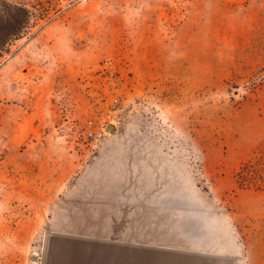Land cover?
Masks as SVG:
<instances>
[{
    "label": "rangeland",
    "instance_id": "374dc122",
    "mask_svg": "<svg viewBox=\"0 0 264 264\" xmlns=\"http://www.w3.org/2000/svg\"><path fill=\"white\" fill-rule=\"evenodd\" d=\"M263 66L264 0H0V264L164 225L200 262L264 264V190L234 176Z\"/></svg>",
    "mask_w": 264,
    "mask_h": 264
},
{
    "label": "crops",
    "instance_id": "0c3cea01",
    "mask_svg": "<svg viewBox=\"0 0 264 264\" xmlns=\"http://www.w3.org/2000/svg\"><path fill=\"white\" fill-rule=\"evenodd\" d=\"M152 219V218H150ZM169 220H161V222L166 223ZM149 222H155L149 220ZM150 229L158 230L161 237L149 238V241H145V244L138 246L136 248L135 242L125 241V240H112L103 239L101 244L95 245L98 242H91L85 246V251H92L91 258H79L78 261L72 262L71 264H222L219 262L204 263L200 262L201 258L198 256L202 252L200 247L204 243L198 241V239L187 240L186 247L182 250L175 247L166 234L168 227L166 225L159 227H149ZM100 249L102 255L100 256L96 251ZM187 251H192L190 256ZM80 253L81 252H77ZM185 254V255H184ZM106 255V256H104ZM192 255V256H191ZM190 257V258H189Z\"/></svg>",
    "mask_w": 264,
    "mask_h": 264
},
{
    "label": "trees",
    "instance_id": "16d2710c",
    "mask_svg": "<svg viewBox=\"0 0 264 264\" xmlns=\"http://www.w3.org/2000/svg\"><path fill=\"white\" fill-rule=\"evenodd\" d=\"M249 89H264V66L249 81ZM240 188L264 190V142L260 143L249 159L242 162L235 174Z\"/></svg>",
    "mask_w": 264,
    "mask_h": 264
},
{
    "label": "built area",
    "instance_id": "2783aa9c",
    "mask_svg": "<svg viewBox=\"0 0 264 264\" xmlns=\"http://www.w3.org/2000/svg\"><path fill=\"white\" fill-rule=\"evenodd\" d=\"M115 101H116V99H115ZM91 124H92V122L89 121L88 122V126H87V128L85 130V137L86 138L92 137L94 135V131L91 128Z\"/></svg>",
    "mask_w": 264,
    "mask_h": 264
}]
</instances>
